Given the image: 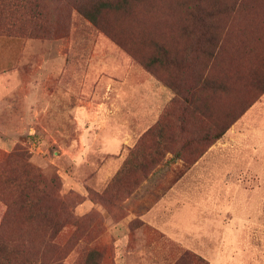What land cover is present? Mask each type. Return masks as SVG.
Masks as SVG:
<instances>
[{
  "label": "rangeland",
  "instance_id": "obj_1",
  "mask_svg": "<svg viewBox=\"0 0 264 264\" xmlns=\"http://www.w3.org/2000/svg\"><path fill=\"white\" fill-rule=\"evenodd\" d=\"M38 2L0 34V264H264V0Z\"/></svg>",
  "mask_w": 264,
  "mask_h": 264
},
{
  "label": "trees",
  "instance_id": "obj_2",
  "mask_svg": "<svg viewBox=\"0 0 264 264\" xmlns=\"http://www.w3.org/2000/svg\"><path fill=\"white\" fill-rule=\"evenodd\" d=\"M40 7L41 6L38 0H0V34L11 37H32L33 33L30 28H28L29 26H31L29 25V21L25 19L20 20L17 16L19 15V11H22L27 15L30 11L31 19H39V17L37 16V10ZM73 7L93 25L97 27H103L104 22L102 19V15L104 11H108L109 9H126L128 7V2L127 0H76V3H74ZM195 21H199L200 24H203L204 19L202 14L197 16ZM36 30L37 29L35 28L34 32H36ZM212 40L215 41V38H213ZM154 61L156 62L157 60L155 59ZM262 94H264V90ZM224 134L225 131L221 130L220 132L214 134L212 137H207L204 139H206V141L209 140L211 143H214L217 140L221 139ZM181 156L182 155L180 153L176 155L177 159L182 158ZM33 206L37 207L39 206V203ZM50 264L62 263L54 261Z\"/></svg>",
  "mask_w": 264,
  "mask_h": 264
},
{
  "label": "crops",
  "instance_id": "obj_3",
  "mask_svg": "<svg viewBox=\"0 0 264 264\" xmlns=\"http://www.w3.org/2000/svg\"><path fill=\"white\" fill-rule=\"evenodd\" d=\"M264 94L263 96L259 99V101L256 102V104H254L251 109H250V114L252 115V117H254L257 120H260L264 114Z\"/></svg>",
  "mask_w": 264,
  "mask_h": 264
}]
</instances>
